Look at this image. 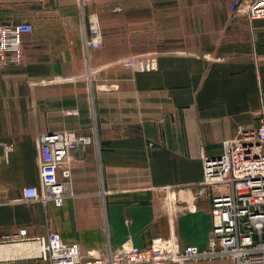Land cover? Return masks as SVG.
<instances>
[{
  "label": "crops",
  "instance_id": "1",
  "mask_svg": "<svg viewBox=\"0 0 264 264\" xmlns=\"http://www.w3.org/2000/svg\"><path fill=\"white\" fill-rule=\"evenodd\" d=\"M229 1L1 0L2 23L33 25L23 63L0 65L2 264L40 262L36 244L14 236L21 228L83 250L207 247L217 190L203 183L202 157L264 122V18ZM196 8L201 38L181 19ZM168 41L180 45L160 47ZM131 57L134 67L121 63ZM148 57L155 67L141 69ZM60 130L93 138L72 152V194L60 206L23 200L40 186L36 138Z\"/></svg>",
  "mask_w": 264,
  "mask_h": 264
},
{
  "label": "built area",
  "instance_id": "2",
  "mask_svg": "<svg viewBox=\"0 0 264 264\" xmlns=\"http://www.w3.org/2000/svg\"><path fill=\"white\" fill-rule=\"evenodd\" d=\"M239 7L251 19L264 18V0L229 1L231 11ZM32 30L29 21H0V65L23 63L22 36ZM138 62L139 57H131L121 63L132 68ZM139 67L154 68V59L144 58ZM92 142V136L73 130L38 135L40 186L24 187L22 199L60 206L72 194V152ZM202 173L203 183L217 190L210 196L212 227L206 248L185 245L177 249L156 239L146 247L125 243L117 248L83 250L54 231L27 238L26 229L21 228L14 236L39 246L37 258L43 264H182L225 257L235 264H264V122L255 129L239 130L233 140H224L218 155H204Z\"/></svg>",
  "mask_w": 264,
  "mask_h": 264
},
{
  "label": "rangeland",
  "instance_id": "3",
  "mask_svg": "<svg viewBox=\"0 0 264 264\" xmlns=\"http://www.w3.org/2000/svg\"><path fill=\"white\" fill-rule=\"evenodd\" d=\"M203 1H207V0H203ZM208 12H209V14H208L207 18L210 20L208 23H205L206 17H204V15L202 14L203 10L197 9V8L194 10L193 19L190 20V18H187L185 15L183 16V18L181 17V19H183L185 21H187V19H188L189 24H192V26H194V31L201 38L204 23H205V26L206 25L210 26V28L217 26L218 15L216 14V8L211 6V9ZM193 34H194V32H193ZM159 45L161 48H166V47H174V45L179 46L180 44H177L176 41H174V42L168 41V42H160ZM30 264H33V263H30ZM36 264H43V263H40V262L37 263L36 262ZM182 264H235V263L231 258L225 257V258L205 259V260H185L182 262Z\"/></svg>",
  "mask_w": 264,
  "mask_h": 264
},
{
  "label": "bare ground",
  "instance_id": "4",
  "mask_svg": "<svg viewBox=\"0 0 264 264\" xmlns=\"http://www.w3.org/2000/svg\"><path fill=\"white\" fill-rule=\"evenodd\" d=\"M32 245H33V243H32ZM10 246V245H9ZM5 247V246H4ZM4 247L1 249V250H3L4 249ZM1 248V247H0ZM33 248L35 249V250H38V248H39V246H36V245H33ZM16 250V249H15ZM20 254V253H19ZM13 256V255H12Z\"/></svg>",
  "mask_w": 264,
  "mask_h": 264
}]
</instances>
